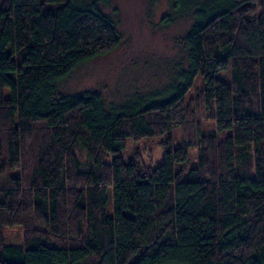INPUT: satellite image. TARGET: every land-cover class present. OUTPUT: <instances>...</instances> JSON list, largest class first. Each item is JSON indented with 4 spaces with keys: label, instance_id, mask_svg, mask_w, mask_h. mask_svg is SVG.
<instances>
[{
    "label": "trees",
    "instance_id": "trees-1",
    "mask_svg": "<svg viewBox=\"0 0 264 264\" xmlns=\"http://www.w3.org/2000/svg\"><path fill=\"white\" fill-rule=\"evenodd\" d=\"M109 4L0 2V264H264V0H170L187 66L118 104L59 88L120 43ZM171 128L155 166L124 158Z\"/></svg>",
    "mask_w": 264,
    "mask_h": 264
},
{
    "label": "rangeland",
    "instance_id": "rangeland-1",
    "mask_svg": "<svg viewBox=\"0 0 264 264\" xmlns=\"http://www.w3.org/2000/svg\"><path fill=\"white\" fill-rule=\"evenodd\" d=\"M2 0H0L1 2ZM170 0H110L105 6L116 23L120 43L112 51L98 55L78 65L59 83L65 93L87 89L100 90L108 103H121L132 96L152 97L164 92L181 68L188 63L182 37L192 18L183 17L172 23L161 22L168 12ZM170 88V87H169ZM205 129L214 128L212 120H201ZM169 136L174 144L182 140L180 128H171L161 137L128 138L123 148L124 158L138 153L144 164L155 166L163 153L162 141ZM198 148L189 149L182 167L197 165ZM178 166V164H177ZM108 214L113 213V198L108 193ZM20 225L5 227L6 241L15 243L22 238Z\"/></svg>",
    "mask_w": 264,
    "mask_h": 264
}]
</instances>
